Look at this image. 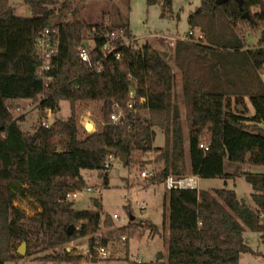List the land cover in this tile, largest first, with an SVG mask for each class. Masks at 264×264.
I'll return each instance as SVG.
<instances>
[{
  "label": "trees",
  "instance_id": "1",
  "mask_svg": "<svg viewBox=\"0 0 264 264\" xmlns=\"http://www.w3.org/2000/svg\"><path fill=\"white\" fill-rule=\"evenodd\" d=\"M214 1L200 0L199 7L188 16L191 29L197 28L202 40L186 37L172 44L162 43L167 58L148 44L120 47L121 57L115 59L112 54L103 57L99 51L103 39L97 32L104 28L107 13L96 23L74 19L51 25L50 15L67 8L66 0H23L31 12L29 17L16 15L8 0H0V264L20 257L14 254V242L53 250L37 259V264L71 262L80 256L54 249L88 236V248L93 252L95 245H106L118 231L125 235L133 231L130 222L105 236H95L101 221L98 199H93L95 210L76 211L66 196L83 185L81 168L101 171L107 184V148L127 154L125 165L133 163L131 156L136 151L158 152L155 161L162 160L163 165L148 178L152 183L163 182L167 175L184 174L185 146L173 95L174 72L168 59L180 72L191 174L226 180L235 175L224 171L225 160L264 165V28L256 48L246 46V35L239 29L241 23L251 29L264 23V0H242V9L233 0L212 8ZM146 2L159 4L163 15L171 0ZM244 11L249 12L248 18H242ZM48 26L58 28L55 64L59 78L39 107L56 113L59 102L66 100L71 111L65 120H56L49 128L41 121L29 135L21 128L23 117H12L6 102L37 100L42 91L35 42L38 33ZM111 27L123 28L128 37L133 36L119 11ZM92 29L96 32L93 36ZM90 37L96 43L90 57L93 62L101 60L99 71L87 69L76 55L80 43ZM131 87H135L138 98H144L136 108L146 110V117L126 108ZM245 97L254 109L251 115H247ZM78 100L101 101L103 121L99 129L90 133L81 130L73 109ZM114 104L124 114L117 123L109 120ZM154 128L164 133L162 147L152 146ZM201 143L206 150L199 147ZM240 176L251 186L254 207L239 199L233 189H169L167 208L164 205L163 210V216L168 215L166 263H138L127 255L123 259L128 264H239L242 253L257 255L259 252L244 241L243 232L247 228L264 236V217H260L264 213V172L240 171ZM14 189L33 198L41 210L30 217L22 214L13 204ZM112 219L107 215L102 225L112 227ZM141 224L152 233L156 231L152 223ZM70 225L73 230L68 235Z\"/></svg>",
  "mask_w": 264,
  "mask_h": 264
},
{
  "label": "rangeland",
  "instance_id": "2",
  "mask_svg": "<svg viewBox=\"0 0 264 264\" xmlns=\"http://www.w3.org/2000/svg\"><path fill=\"white\" fill-rule=\"evenodd\" d=\"M59 2L63 0H58ZM67 8L63 10H56L49 17L51 25L58 24L65 20L80 19L85 22L96 23L102 19L101 10L110 8L105 0H92L88 2H80L79 0H66ZM113 7L110 11L109 17H112V23L116 21L114 18V11L116 10L123 16V21H126L129 26L130 33L136 38L139 46L148 44L159 51L168 53L164 44H172L176 39H182L185 34L191 29L188 23V16L196 10L200 5V0H171L170 8L162 15V8L159 4H148L146 0H112ZM11 7L15 9L18 16L29 17L31 12L23 0H8ZM104 13V12H103ZM264 28V23H259L256 28L251 29L247 24H239V29L246 35V46L249 48L258 47V39L261 29ZM195 32L197 28L193 29ZM169 64L174 72V101L179 107L181 127L186 121V106L182 98L181 78L180 72L173 64L172 59H168ZM262 81H264V71L261 74ZM232 98V97H231ZM247 107V115H251L254 109L248 100L244 98ZM18 104L8 102L6 103L11 109L18 107L17 111L12 110L10 114L12 117H23L20 122L21 128L29 135H33L35 129L42 120H47L52 124L54 121H63L70 115V104L63 100L59 102V110L49 116H46L39 107L37 100L17 101ZM101 101L97 100H78L74 104V115L80 123L81 130L85 133H90L95 129H99L102 124ZM140 116L146 117L148 112L140 110ZM85 123H91L92 129L86 131ZM155 136L152 142L153 147H162L165 143V136L161 129L154 128ZM183 133V131H182ZM56 139L55 137L52 138ZM185 150L188 148L187 135L183 134ZM158 154L156 151L140 152L136 151L131 158L133 163L128 165L120 163L117 156L114 155L112 165L107 169V184L103 183L102 172L97 169L81 168L79 176L83 180V185L73 191H81V193L72 199H67L72 202V209L79 210H95L96 207L93 199H98L101 204L100 211V227L95 233V236H105L108 231L116 230L119 226L133 222V231L130 234H121L119 231L115 234L116 237L109 240L106 246L109 256L106 259L99 257L97 246L94 251L88 254V236L76 238L66 242L56 249V252L61 253L63 250L69 252L70 255L80 256V259L71 262H46L45 264H128L127 260L123 259L126 255L132 261H140L144 263L156 261L158 252L162 256L158 261L166 263L168 246L167 240V225L164 220L163 210L164 202L163 195L167 193L164 182H150L148 179L140 176L141 170H159L163 161H155ZM187 150L184 154L185 172L182 176H190V170L187 168ZM150 160L147 162V160ZM225 164L226 170L232 165L227 160ZM236 169L232 173L235 175L229 179H205L199 178L197 180V189L204 188L212 190L213 188H227L233 189L239 199H243L247 205H252L249 193H251V186L240 177V170L252 171L248 165L236 163ZM255 171L264 172L262 169L255 168ZM254 172V171H252ZM175 176V175H173ZM240 177L234 181L235 177ZM181 177V176H175ZM233 180V181H232ZM93 188L91 192L85 191V187ZM101 190L99 193L98 190ZM15 199L14 206L25 216L30 217L41 209L38 203L28 195L21 194L19 189H14ZM142 201L145 204V209L140 210L136 203ZM126 207L130 208V214ZM128 208V209H129ZM117 214L119 218L112 219L113 226L105 228L102 225L104 218L108 215ZM129 216L133 219L129 220ZM164 221V222H163ZM142 222L152 223L156 226V231L153 233ZM262 234L253 232L245 228L243 232L244 241L255 251L259 252L257 255L250 253H242L240 255L239 264H264V241H262ZM261 236V237H260ZM124 237V238H122ZM164 238V239H163ZM21 242H14V254H18L17 248ZM53 250H40L37 248H30L26 243L24 245V254L14 260H8L5 264H37L40 258L53 253ZM39 259V260H37Z\"/></svg>",
  "mask_w": 264,
  "mask_h": 264
},
{
  "label": "built area",
  "instance_id": "3",
  "mask_svg": "<svg viewBox=\"0 0 264 264\" xmlns=\"http://www.w3.org/2000/svg\"><path fill=\"white\" fill-rule=\"evenodd\" d=\"M112 20L109 17H105L103 20V29L97 32V35L103 39L102 45L99 47V51L102 52L103 57H106L108 55H113L115 59H119L121 57L120 52L117 50L120 47H126V48H132L136 47L137 40L134 36L128 37L125 33V30L123 28H113L111 27ZM110 29H107L109 28ZM96 32L94 29L91 30V35H95ZM190 37L194 41H200L203 38V34L200 31L195 32L193 29H190L186 34L185 37ZM183 39V38H182ZM86 41L87 45L83 46L82 42ZM80 45L77 47L76 55L79 58V61L83 63L87 69H92L95 71H99L101 68L100 61L97 60L95 62L92 61L90 57V52L96 47L95 40L90 37L87 40H83ZM35 48H36V54L39 59V66L37 68V75L42 85V91L37 95L38 103L42 101L43 99L48 97V92L51 90V88L58 83V70L55 64V61L58 58V52H59V35H58V28L55 26H48L44 27L37 35L36 42H35ZM144 101V98L137 97L135 87H131L127 94V100H126V108L129 109L132 112H140L142 109H137L136 104H141ZM8 107V105H7ZM19 108L14 107L10 108L8 107V111L11 112L12 110L17 111ZM113 111L109 115V120L117 123L120 122L124 114L121 110V108L118 106V104L113 105ZM42 112L49 116L53 114V110L48 107L42 108ZM140 114V113H139ZM41 124L45 128H49L51 126L50 123L47 122V120H42ZM199 147H202L203 149H207V146L204 144H199ZM118 158V157H117ZM114 161V154L109 153L105 156L104 160V167L108 169ZM121 163V162H120ZM155 171L154 170H141L140 176L144 177L146 179L154 176ZM165 187L167 190L172 188H181V189H196L197 188V179L195 176H181V177H175L173 175H167L165 179L163 180ZM93 188L86 186L85 191L91 192ZM99 193L101 190H98ZM81 191H70L66 194V196L69 199L76 198ZM137 207L140 210L145 209V204L142 201H139L136 203ZM113 219L119 218L117 214L111 215ZM260 217H264V213L260 214ZM124 238V237H122ZM88 254L90 255L89 248L87 249ZM97 251L99 254V257L101 259H106L109 254L107 251V247L104 245L97 246ZM140 263V261H136Z\"/></svg>",
  "mask_w": 264,
  "mask_h": 264
},
{
  "label": "water",
  "instance_id": "4",
  "mask_svg": "<svg viewBox=\"0 0 264 264\" xmlns=\"http://www.w3.org/2000/svg\"><path fill=\"white\" fill-rule=\"evenodd\" d=\"M226 1H228V0H215L212 8H215L216 6L222 5ZM233 1L238 5V7L240 9H242V0H233ZM248 17H249V12L248 11H244L242 13V18H248ZM82 45L83 46H86L87 45V42L86 41H83L82 42ZM161 54H162V56L164 58H167V55H168L167 52L162 51ZM261 110H262V114H264V105H262V104H261ZM84 128H85L86 131H89L90 129H92V124L91 123H86L84 125ZM106 151L108 153L117 154L118 160L122 164H125L127 162L128 155L127 154L118 153L116 148H107ZM131 219H133L132 216L130 217V220ZM72 230H73V225H70L68 227V229H67L68 235H70L72 233ZM24 245H25V242H21V244L17 248V252H18L19 255H23L24 254ZM161 256H162L161 252H158L157 259L156 260L158 261L161 258Z\"/></svg>",
  "mask_w": 264,
  "mask_h": 264
},
{
  "label": "crops",
  "instance_id": "5",
  "mask_svg": "<svg viewBox=\"0 0 264 264\" xmlns=\"http://www.w3.org/2000/svg\"><path fill=\"white\" fill-rule=\"evenodd\" d=\"M105 1H107L108 4H110V8H108L107 10H101L99 13H102V14H103V12H104V13H107L106 17H109V14H108V13H111V14H112V11H110V10H111L112 7H113V1H112V0H105ZM114 13H115V14H114V18H116V13H117L116 10L114 11ZM112 15H113V14H112ZM122 17H123V16H122ZM109 18L112 20V17H109ZM26 100H28V99H12V100H8L6 103H8V102H9V103L12 102V103H16V104H18L17 101H26ZM85 124H86V123H85ZM85 124H84V125H85ZM182 131H183V134H184V135H187V123H185V125H184V124L182 125ZM187 145H188V141H187ZM185 148H186V147H185ZM186 150H187V153H188V154H187V156H188V157H187V168H188V170H190V162H189V151H188V148H187ZM186 150H185V151H186ZM149 161H150V160L148 159L147 162H149ZM228 163H229V165H230L231 162H228ZM225 164H226V161L223 162V168H224V171H225V172L233 173L234 170L236 169V168L234 167L236 163H231L232 165L229 166L228 170H226V168H225ZM244 165L246 166V165H248V164H242V166H244ZM262 166H264V165H260V166H256V165H248V168L251 169V170H252L253 168H254V169H255V168H258V169L261 170V169H262ZM254 169H253L252 171H254V172H261V171H255ZM240 171H247V170H244V169H243V170H240ZM190 173H191V172H190ZM191 175H192V174H191ZM193 176H194V175H193ZM195 177H196L197 180L199 179V177H197V176H195ZM240 177L243 178L242 176H240ZM240 177H237V176H236V177L234 178V181L237 180V179H238V180L241 179ZM232 181H233V180H232ZM199 189H204V188H199ZM204 190H209V189H204ZM249 195H250V193H249ZM163 202H164L165 207L167 208V193L163 195ZM250 206H251V207H254L253 204L250 205ZM164 220H165V223H166V225H167V221H168V215H167V213H166V215H165ZM163 222H164V221H163ZM261 236H262V235H261ZM261 236H260V237H261ZM261 239H262V237H261Z\"/></svg>",
  "mask_w": 264,
  "mask_h": 264
}]
</instances>
